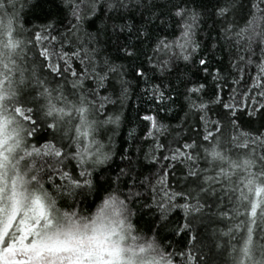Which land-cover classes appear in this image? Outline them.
Masks as SVG:
<instances>
[{
    "label": "snow or ice",
    "instance_id": "snow-or-ice-1",
    "mask_svg": "<svg viewBox=\"0 0 264 264\" xmlns=\"http://www.w3.org/2000/svg\"><path fill=\"white\" fill-rule=\"evenodd\" d=\"M34 6L0 0V264H203L161 236L177 209V234L204 216L223 226V264H264V0L211 13L203 0H59L58 21L28 28ZM208 27L211 84L181 80L175 126L143 117L148 164L121 149L126 166L107 174L133 82L177 104L162 86L206 50Z\"/></svg>",
    "mask_w": 264,
    "mask_h": 264
},
{
    "label": "trees",
    "instance_id": "trees-1",
    "mask_svg": "<svg viewBox=\"0 0 264 264\" xmlns=\"http://www.w3.org/2000/svg\"><path fill=\"white\" fill-rule=\"evenodd\" d=\"M157 3H165L166 0H156ZM177 3L181 0H176ZM59 0H33L35 5L30 10H26V20L28 23L26 27L36 28L41 27L47 23H52L53 21H58L60 14L57 11V4ZM204 5L207 7L209 13H211L212 5L214 0H203ZM195 6V5H193ZM147 20V16L144 17ZM139 13L135 16V21L137 25L140 24ZM212 24L211 19L208 20V25ZM150 28H154V25H148ZM159 33V30L153 32V38ZM209 35L213 39H209ZM203 41L206 46V50L202 49L201 53L194 57L193 62H189L187 65H181V71L179 73V79H177L176 74L170 78V81H165V84L162 86L166 91H172L174 96L177 95V92L180 93L178 96L177 104H168L160 105L154 98H151L150 95L145 94L141 95V90L144 87L143 84L138 88L135 81L133 82L132 90L130 91V98L126 102L123 108L124 113V122L117 131V135L114 137V143L116 145L117 155L113 158V161L110 164V172L107 174L114 176L118 171L119 167H125L126 161L119 158L121 149L125 150V155L131 156L132 160L135 162L137 159L141 164L147 165L148 161L144 159V154L148 153L152 148V141H145L144 137L147 134V131L150 126V122L143 119L144 116L155 115L157 119L170 126H175L178 121L173 117L176 115V110L179 109L180 103L184 102L183 93L185 91V84L181 83V80H184L187 83L188 87L193 86L196 82H207L211 84V80L208 77H205L203 70L198 64L200 55H209L211 52H214L215 49L211 48V44L214 43V38L216 36L215 31H212L210 27L205 28V31L201 33ZM134 40V38H133ZM223 57V64H228L227 52L217 53V59ZM141 59H143L141 57ZM211 59V57H210ZM217 59H212V63L209 65V71L214 72L216 67H219ZM139 62V61H138ZM149 77L152 78L154 83H160L157 77H153L151 73H148ZM158 75V74H157ZM132 77L129 76V79ZM224 85V94L228 95L229 85ZM111 107V106H110ZM119 107V106H117ZM171 108L173 111H169ZM182 116L183 113H180ZM164 154H167L166 152ZM159 155V154H158ZM167 161H160V164H166ZM160 164L156 167L159 169ZM139 167V165H138ZM102 171H104L102 169ZM147 172V168H145ZM171 183L175 185V178L172 176L169 177ZM89 203L92 204L93 210L95 203L99 201ZM154 217L148 215L138 216L137 219L140 221L141 226H145L146 223ZM184 223V214L182 210L177 209L170 217L166 223V226L161 231V236L164 238L166 244H170L173 248L178 250L183 249L187 250L191 248L194 252V255L199 257L203 264H223L226 256L221 253V249L216 247L218 242V233L222 229V225L214 222V219H209L208 216H204L201 219H197L192 223L191 232L185 231L184 233L177 234L179 228ZM197 235V240L193 242L190 237L191 235ZM222 243V241H219Z\"/></svg>",
    "mask_w": 264,
    "mask_h": 264
}]
</instances>
